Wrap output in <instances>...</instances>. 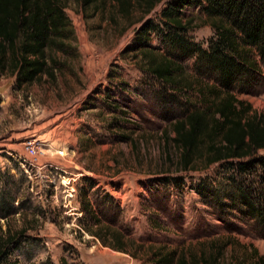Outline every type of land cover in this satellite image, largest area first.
Here are the masks:
<instances>
[{
    "label": "rangeland",
    "instance_id": "obj_1",
    "mask_svg": "<svg viewBox=\"0 0 264 264\" xmlns=\"http://www.w3.org/2000/svg\"><path fill=\"white\" fill-rule=\"evenodd\" d=\"M161 6L145 17L138 7L123 14L113 0L88 8L69 0V31L47 49L48 71L18 85L10 68L0 70V194L9 191L16 207L0 217V246L13 236L19 242L9 245L8 264H154L160 247L200 253L210 241L228 245L222 264L249 258V246L264 255V230L243 212L232 171L176 166L173 120L202 105L195 57L182 61L184 82L175 88L146 71L142 51L128 50ZM185 18L193 20L189 35L207 47L214 33L203 11L187 9ZM149 45L173 53L155 33ZM216 77L200 79L211 85ZM239 97L264 112V82ZM29 143L56 180V197L41 180L31 190L23 168ZM79 174L73 205L83 217L74 222L64 215L62 181ZM115 232L125 251L114 249Z\"/></svg>",
    "mask_w": 264,
    "mask_h": 264
},
{
    "label": "trees",
    "instance_id": "obj_2",
    "mask_svg": "<svg viewBox=\"0 0 264 264\" xmlns=\"http://www.w3.org/2000/svg\"><path fill=\"white\" fill-rule=\"evenodd\" d=\"M68 1L0 0V70L10 68L18 85L31 83L48 71L47 49L60 44L56 39L69 31ZM75 1L88 8L100 0ZM113 1L123 14L138 7L145 17L162 4L158 21L151 18L145 22L128 50L142 51L146 71L175 88L184 82L180 78L184 73L182 61L191 56L196 59L199 77L195 83L202 105H192L184 117L173 120L175 137L170 141L179 152L176 166L181 172L197 171L203 162L208 168L219 165L220 170L232 171L227 179L238 190L243 212L254 217L264 230V112L255 111L250 102L239 97L251 94L264 82V0ZM191 8H200L210 21L214 34L207 47L189 35L193 20L185 18V10ZM154 33L172 55L161 54L160 48L149 45ZM206 72L217 76L215 84L203 83ZM15 211L14 198L3 191L0 217L7 218ZM102 232L97 236L102 237ZM113 235L114 249L125 251L124 236ZM15 244L19 242L13 236L0 246V264H8L12 254L9 245ZM202 245L200 253L191 254L160 247L154 250L152 260L154 264H222L228 256L227 244L210 241ZM249 248V258L235 256V261L264 264L259 249Z\"/></svg>",
    "mask_w": 264,
    "mask_h": 264
},
{
    "label": "built area",
    "instance_id": "obj_3",
    "mask_svg": "<svg viewBox=\"0 0 264 264\" xmlns=\"http://www.w3.org/2000/svg\"><path fill=\"white\" fill-rule=\"evenodd\" d=\"M26 148L29 154V158L27 164L23 165V168L28 178L31 190L34 191L33 187L35 179L41 180L47 183V185L44 186L46 190L51 189L50 197H56L59 189L57 187L56 180L53 179L54 177H52V175L47 172L46 168L48 165L40 160L38 151L33 143L27 144ZM59 154L62 155L63 152L59 151ZM80 179L81 174L71 177L64 176L62 181V185L64 187L63 193L65 194V200L63 204L64 215L73 217L74 222L83 217V212L80 211L78 207L73 205V200L76 197L77 192L76 185ZM77 227L79 228V230L84 232L81 227Z\"/></svg>",
    "mask_w": 264,
    "mask_h": 264
}]
</instances>
